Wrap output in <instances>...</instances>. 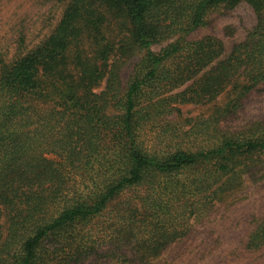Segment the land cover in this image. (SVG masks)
Masks as SVG:
<instances>
[{
  "label": "trees",
  "instance_id": "obj_1",
  "mask_svg": "<svg viewBox=\"0 0 264 264\" xmlns=\"http://www.w3.org/2000/svg\"><path fill=\"white\" fill-rule=\"evenodd\" d=\"M242 2L257 23L228 56L215 36L187 39L210 9ZM137 53L122 95L121 61ZM262 84L264 0H70L43 42L0 57V264H173L170 250L192 244L247 179L264 180V119L221 126ZM224 95L200 127L145 146L162 116ZM130 191L141 193L121 202ZM250 224L242 246L264 257V213Z\"/></svg>",
  "mask_w": 264,
  "mask_h": 264
},
{
  "label": "rangeland",
  "instance_id": "obj_2",
  "mask_svg": "<svg viewBox=\"0 0 264 264\" xmlns=\"http://www.w3.org/2000/svg\"><path fill=\"white\" fill-rule=\"evenodd\" d=\"M69 4L70 0H0V57L9 63L43 42L58 27ZM256 23V14L248 3L242 2L233 8L221 5L210 9L206 25L191 33L187 39L193 41L209 35L215 36L223 41V57H226L236 44L245 40ZM176 39L177 37L155 44L152 50L160 52ZM143 56V53H137L121 61L122 95ZM187 84L176 88L175 92L181 91ZM102 87L103 81L98 90ZM226 101L227 97L224 95L212 103L180 106V115L175 113L166 119L162 116L145 130L142 138L145 146L154 150L157 148L159 133L175 126L186 130L196 124L199 126ZM243 103L235 114L221 121V126L239 129L251 121L264 119V84L252 91ZM208 135L207 132L190 141L200 145L206 142ZM140 193L130 191L122 197L121 202L135 198ZM263 213L264 180L247 179L235 202H229L228 207L216 210L212 220L207 219V224L198 226L199 232L194 234L192 244L170 250L173 255L179 256L173 264H264V257H259V253H247L242 246L251 230L253 216H261ZM105 216L108 217L109 214ZM101 221L103 219L99 222ZM209 237L216 239L217 246L213 244L208 248H201L200 242ZM83 264L125 263L117 259L93 256Z\"/></svg>",
  "mask_w": 264,
  "mask_h": 264
}]
</instances>
